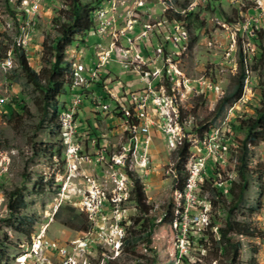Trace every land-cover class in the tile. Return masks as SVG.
<instances>
[{"label":"rangeland","instance_id":"1","mask_svg":"<svg viewBox=\"0 0 264 264\" xmlns=\"http://www.w3.org/2000/svg\"><path fill=\"white\" fill-rule=\"evenodd\" d=\"M114 1V12L119 17L118 28L124 29L130 19L132 26L135 27V31H129L122 37L124 47L130 46L129 37H134L143 30V27H148V23L153 25V30L149 33L151 41L143 39L141 46H147L152 53V59L155 60L153 67L157 69L153 70V78H161L160 83L161 85L164 83L165 86L168 80V87L173 91V104L182 105L175 106V113H182L183 130L186 135H190L186 137L188 141L191 140L189 154L184 163L187 178L190 176L192 159L195 162L198 157L205 156V149L207 151L213 149L214 152L210 155L214 157H210V165H221L219 166L221 179L237 180L235 147L230 148L228 159L226 145L221 151L218 150L216 143H211L210 133L212 132L213 138L223 140L225 132L232 133L230 128L232 119H245L254 114L261 97L259 72L253 68L247 70L242 97L229 107L224 117L213 120L212 116L217 101L238 72L241 55L247 58L248 64L252 62L256 50L252 27L264 28V0H171L170 3H165L164 0ZM141 1L144 2L143 6L138 5ZM33 2L34 9L30 14L27 5ZM186 3L189 11L197 15L203 23L195 17L187 25L176 21L174 11L185 12L179 5ZM110 4L111 0H105L101 6L110 8ZM66 7L65 0H0V191L7 196L9 191L17 189L19 199L25 204L24 212L28 216L34 215L36 219L32 235L29 237L4 220L10 212L7 197L0 202V210L2 209L3 214L6 213L4 217H0V257L3 264H16L18 262L16 257L29 250L33 236L46 227V221L50 220L46 236L54 242L63 243L85 234V231L72 229L62 221L70 212L71 206L75 207L78 213L83 212L78 206L72 205L70 199L74 201L75 197H81L84 192L87 194L95 183L104 188L108 197L116 190L122 193L118 175L111 171L105 160L101 159V152H104L106 158L124 157L125 124L121 115L116 114L119 111L116 105L117 102L121 107L128 105L127 99H122V95L128 90L138 91L144 85L138 72L120 62L122 56L119 55H125V52L118 50L119 53L114 49L111 61L105 67L111 73L107 76L100 74L104 83V93L106 90L108 93L115 92L114 95L119 100L116 102L110 99L109 109L98 111L97 103L93 105L94 101L85 98L79 113H76L73 130L78 132L71 134L70 145L67 125L61 118L62 112L59 115L61 126L56 128L54 119L50 114L47 115L42 107L41 87L20 66L12 49L15 41L24 45L30 65L39 71L42 67V41L46 35L53 34L52 18L56 11ZM22 10L26 12L23 20L20 16ZM12 11L14 15L21 17V31L14 21ZM252 17H258L259 20L255 21ZM94 18L96 29L90 31L87 44L92 48L96 44H103L104 47L98 51L109 49L111 33L107 36L105 31L96 33L100 29L99 8L96 9ZM182 23L184 27L181 26ZM177 25H180L181 42L175 39ZM158 47H162L163 54L155 52ZM130 49L128 59L135 56V48ZM67 53L73 66L74 62L86 63L83 58L84 52L80 51L77 45L69 46ZM169 65L171 72H165L164 77V70L168 71ZM161 85L159 84L160 88ZM74 86L72 80L70 88L72 93L75 92ZM115 96L113 99H116ZM71 97L72 94L67 97L68 104ZM15 98H22L29 112L23 113L15 108L14 112L9 114L3 108L5 102L13 104ZM86 119L92 123V130L83 125L82 122ZM207 120L211 123L209 129L198 132L197 129H200ZM170 127H179V116L171 117ZM151 134L150 161L145 178L142 179L143 171L136 169L137 157L134 154H127L126 180H129L131 191L135 179L138 178L142 182L146 203L153 208H163L166 211L169 205L176 203L177 210L174 212L176 216L183 208L182 221L168 217L163 223L159 216L152 235L138 239L135 246L124 247L117 259L112 260L111 257L103 259L104 252L109 253V247L106 248L104 245L101 247L95 243L90 251L81 255L78 264L99 262L135 264L136 260L143 263L153 255L160 259L157 264H175V252L182 238L188 245L184 255L191 263L227 264V255L214 259L211 241L207 249L199 247L196 242V237L203 234L202 230L206 229L210 221L217 225L225 222L226 207L211 205V192L208 188H197L193 200L181 198L177 194L181 190L178 188V173L175 167L178 161L177 150L180 147H169L167 136L159 130L153 129ZM222 145L223 142L219 143V148ZM72 149L77 151H71ZM253 152L250 166L257 169V172L250 180L245 201L234 211V217L243 219L251 213L248 207H253L254 212L251 213L250 220L264 234V140L254 147ZM208 167L209 170L211 166ZM181 174L184 175V172ZM207 174L205 170L200 180H204V175ZM37 179H42L40 181L46 184L45 192H37V187L34 186ZM64 196L66 200L61 205ZM131 197L132 195H128V198L118 205L110 198L106 202L107 209L116 207L125 213L126 236L129 234L128 226L132 224V217L139 212L137 203ZM51 205L63 207L61 214L59 216L56 214L53 219L48 217L52 212ZM111 213L108 212L107 219H113ZM138 228L139 226H135L134 230ZM213 231L218 238L217 226ZM140 234L144 235L143 231ZM206 234L209 235L210 232ZM235 237L241 239L243 243L241 253L243 263L249 264L253 256L255 264H264L263 238ZM29 263L35 264L33 260Z\"/></svg>","mask_w":264,"mask_h":264},{"label":"trees","instance_id":"2","mask_svg":"<svg viewBox=\"0 0 264 264\" xmlns=\"http://www.w3.org/2000/svg\"><path fill=\"white\" fill-rule=\"evenodd\" d=\"M104 1L105 0H65L67 7L57 10L52 18L53 34L46 35L42 41V67L39 71L30 65L24 45L17 44L16 41L12 44V49L18 58L20 66L26 71L32 80L41 87L43 91L42 107L45 113L47 115L50 114L51 118L54 119V125L56 128L57 126L58 128L61 126L59 115L63 112V109H67V97L72 94L70 88L72 86L71 75L73 64L72 60L67 56L68 47L87 43L90 31L96 27L94 18L95 11ZM179 6H182V9H185V12L174 11L176 21L184 22L187 25L192 22L193 17H195L196 20H199L197 15L195 16L192 11H189L187 3L180 4ZM12 13L15 23L19 27V31H21L20 18L22 17L21 19L23 20L26 12L22 10L21 17L14 15V11H12ZM199 22L201 21L199 20ZM184 23H182L183 25L181 26L184 27ZM252 31L254 32L253 37L256 46L252 62L248 64L247 58L241 55L238 72L234 75L232 83L226 87L224 93L217 101L212 116L213 120H218L219 118L224 117L229 107L242 97L247 70L249 71L253 68L259 72L261 85L259 105L255 107V112L252 116L245 119L231 120L230 128L232 133L230 131L225 132V137L222 141L223 145L219 149L221 151L224 148V145H226V154L229 159L230 148L233 146L235 147L237 151L238 179H221V167L216 165L214 167L212 166L209 170V167H207L208 174L204 175V181L200 183L201 189L208 188L211 192V205L225 206L227 212L223 224L217 225L214 221H210L207 224L206 229L202 230L203 234L196 237V242L199 247L207 249V245L209 241H211V249L213 250L214 259H217L221 255H227V264H246L241 260L243 243L241 239H238L235 236H245L250 238L259 237L264 239V234L261 229L254 226L252 220H250V215L254 212L253 207H248V211L251 213L244 216L243 219H236L234 217V211L245 201L251 183L250 180L257 172V169L250 166L254 154L253 149L264 140V28L257 29L252 27ZM94 84L99 87V90H101L100 94H106V97L104 96L103 100L110 101L111 95L109 93H103L104 83L102 77ZM113 101L116 100L113 99ZM3 108L6 109L9 114H12L15 108L23 113L29 112L28 107L22 98H15L13 104L5 102ZM82 123L92 130V123L88 119ZM209 124L211 123L207 120V122L201 125L200 129H197L198 132L202 129H209ZM189 150L190 143H188L187 140H185V143L177 150L178 161L175 167L178 173V188L181 191L184 189L187 178L184 163L189 154ZM182 171L184 172V175L181 174ZM40 180L42 179L34 181V186L37 187V192L42 193L46 191V184ZM17 192L18 190L14 189L7 193L10 212L4 220L11 225H14L16 230L24 232L30 237L36 219L34 215H26L24 212L25 204L23 200L19 199V193ZM16 193L17 195H15ZM131 199L135 200L137 203V209L139 212L132 217V224L130 227L128 226L129 234H127L124 241L125 248L135 246L138 239H144L151 236L157 226L159 216L163 223L167 221L168 217L171 219L175 218L176 221L180 219L179 221L181 222L182 213L184 214L183 208L180 209V214H178V216L174 214L177 210L176 203L169 205L166 211L163 208L156 209L148 205L146 203L147 199L143 184L138 178L134 181ZM62 210L63 207L60 206L56 212L57 216L61 214ZM62 223L72 229L83 230L85 232L89 231L91 228L86 213H78L73 206L70 207V212L63 218ZM135 226H139V231L134 230ZM216 226L219 236L218 238H216L213 231ZM142 231L144 235H139ZM206 232H210V234L207 235ZM192 239L193 237L191 240ZM178 257L179 251L177 248L175 252V261ZM146 261L141 263L136 260L135 264H157L160 262V259L157 255H153L151 258L146 259ZM255 261L256 260L252 256V259L248 263L255 264ZM183 264L193 263H191L185 255L183 257Z\"/></svg>","mask_w":264,"mask_h":264},{"label":"built area","instance_id":"3","mask_svg":"<svg viewBox=\"0 0 264 264\" xmlns=\"http://www.w3.org/2000/svg\"><path fill=\"white\" fill-rule=\"evenodd\" d=\"M138 5L143 6L144 2H138ZM27 7L30 14H32L34 2L28 4ZM99 10L100 29H98L96 33H98V31H105L106 36L111 33V42L109 43L110 48L97 52L95 64L93 66H88L86 63H80L77 85L74 86L75 92L72 93L71 101L66 109L68 110V124L66 130L68 133V143L71 145V134L78 132V130H73V122L76 118V113H79L78 111L80 107L83 105L85 98H87L86 94L89 90H93L91 87L96 81L101 79L100 74L111 61V53L114 49L117 51H124L125 55H122V60H120V62H122L125 67L138 72L144 85L138 91H132L125 97H122L124 100L127 99L126 101H128V105H123L122 107L119 103L116 105V108L119 109L116 114L119 115L120 113L121 119L125 124L124 136L126 135V151L124 157L106 158L104 152H101V159L105 160L109 167H111V171L118 175V184L119 187H122V198L127 199L128 195H132V191L129 187V180H126L125 177L127 154H134V156L137 157L136 169L137 171H143L142 179H144L150 161V144L152 140L151 131L153 129L159 130L163 135L167 136L169 147L182 146L185 143V140H189L186 137H189L190 135H186L183 130L182 113H175V106L182 105L173 104V91L168 87V80L166 81L165 86L164 83L161 85V78H153V70L157 69L156 67H153L155 60L151 57L152 53L150 49L147 48V46H141L143 39L151 41L149 33L150 31L152 32L153 25L148 23V27H143L141 32L137 33L132 38L129 37L128 40L130 46L124 47L122 44L123 42H121L122 37L129 31H135V27L132 26V19L128 20V26L124 27V29L122 28L123 30L121 27L120 29L118 28L119 17L114 12V0H111L110 8H103V6H100ZM252 19L255 21L259 20L258 17H252ZM125 24H127V22ZM176 28L178 31L177 35H175V39L178 42H181L180 25H177ZM19 38H21V35ZM131 47L135 48V56L132 59H128L127 54L131 53ZM155 52H158L159 55L163 54L162 47H158ZM168 56L170 57V54ZM165 72H171L170 65L168 71H166V69L164 70V77ZM159 84L162 88H160ZM106 92H108V90H106L105 93ZM109 94L112 97L111 100H113V97L115 96L114 93L109 91ZM115 100L118 101L119 99L116 98ZM91 101L97 103L98 111L108 110L110 107V101L105 102L102 94L93 95ZM172 116H179L178 128L170 127ZM210 134L211 143H216L219 150V143H222L223 140L220 138H213L212 132ZM190 142L188 141V143ZM71 151H77V149H72ZM210 157H214V155H209V150L207 151V149H205V158L198 159L195 168V176L188 180L186 196L188 199L191 198V200H193L192 197L194 192L200 187V183L204 181L199 180V172L207 170L208 166H216L210 165ZM67 189L68 187H66V190ZM6 197V194L0 191V201ZM65 197L66 196L61 199V205L66 200ZM71 199V204L78 206L88 216L91 224L90 230L82 236L70 239L63 243L50 240L46 236V233L40 234V237L35 241L47 242V250L41 251L40 256L32 255L26 257L20 264H24V261H29L30 258H37V261L40 262V264H68V255L76 248L89 249L92 248L96 242H107L108 246L114 245V239L118 237V232L122 228V223H118V216L124 215L117 212V216L114 219H107L106 204H99V193L96 191L94 195H87L84 192L81 197H75L74 201H71ZM61 205H51L52 212L48 216L49 219H53ZM5 214L6 213H4L2 217H4ZM49 221H46V231L50 224ZM102 227H109V235H101ZM187 250V242L182 238L181 260L178 261V264H183V257ZM52 259H54V261Z\"/></svg>","mask_w":264,"mask_h":264},{"label":"bare ground","instance_id":"4","mask_svg":"<svg viewBox=\"0 0 264 264\" xmlns=\"http://www.w3.org/2000/svg\"><path fill=\"white\" fill-rule=\"evenodd\" d=\"M171 0H164L165 3H170ZM99 14H100V10H99ZM99 25V24H98ZM100 26V25H99ZM96 29V28H95ZM79 65L80 63L78 62H74V66L72 69V80L73 83L75 85H77V81H78V76H79ZM71 74V73H70ZM70 78V77H69ZM61 118L64 122V124H68V110H64L61 114ZM74 123V122H73ZM219 132V131H218ZM220 149V148H219ZM214 152L213 149H210L209 151V155ZM200 156V155H199ZM217 157V156H216ZM205 156H200L198 157V159H204ZM221 158V157H220ZM198 159L195 160V162L192 159V162H190V176L187 178V181L185 183V187L183 189V191L177 193L181 198H185L187 196V188H188V180L191 177L195 176V168H196V164L198 163ZM203 172L201 171L199 172V180L200 178L203 176ZM117 182V181H116ZM117 189V188H116ZM95 191L97 193H99V204H106L107 205V201L110 198L112 200V202L115 205L121 204L126 198H122V193H120V191H114L112 193L111 196L108 197L106 191L104 190V188H102L100 185H98L97 183H95L94 185H92V187L88 190L87 195H94ZM128 198V196H127ZM1 202V201H0ZM183 204V203H182ZM2 205V204H1ZM6 207V206H5ZM182 208V207H181ZM186 210V209H185ZM8 211V210H7ZM108 212H112L111 215L112 218L114 219L117 216V212L123 214L124 216H118V223H122V228L121 230L118 232V237H116L114 239V245L113 246H108V243L105 242H96L98 245H100L101 247L104 245V247L108 248L109 253L104 252L103 254V259L104 257H111L110 259L115 260L117 259L123 252L124 250V241L126 238V231H125V223L124 221L126 220V215L124 212L120 211L119 209H117L116 207H110L109 209H107L106 207V218H107V214ZM184 212V211H183ZM180 214V213H178ZM3 216L2 213V209L0 210V217ZM110 216V215H109ZM182 221V219H181ZM180 228V227H179ZM178 228V229H179ZM181 230V229H180ZM46 233V227H44L43 229H41L36 235L33 236L32 242L29 245V250L25 252V254L22 255H18L16 257L17 261L16 264H20L26 257L28 256H40L41 251H46L47 250V242L45 241H35L36 239H38L40 237V234H45ZM182 233V232H181ZM101 235H109V228L108 229H104L103 227L101 228ZM178 242V240H177ZM108 246V247H107ZM93 247V246H92ZM177 248H179V257L176 259L175 264H178V261L181 260V241L180 243L177 245ZM91 248L86 249V248H76L74 251H71L68 255V264H78L79 262V258L81 257V255H83L85 252L90 251ZM107 250V249H106ZM33 260L34 263H37V258H30L29 261H24V264H30L29 262ZM108 260V259H107ZM4 262L2 261L1 257H0V264H3ZM39 263V262H38ZM37 263V264H38ZM88 264H101L99 263H88Z\"/></svg>","mask_w":264,"mask_h":264},{"label":"crops","instance_id":"5","mask_svg":"<svg viewBox=\"0 0 264 264\" xmlns=\"http://www.w3.org/2000/svg\"><path fill=\"white\" fill-rule=\"evenodd\" d=\"M108 45H109V43H108ZM76 45H73V46H71V47H75ZM77 47L79 48V50L80 51H82V52H84V56H83V58H84V61L86 62V64L88 65V66H93L94 65V63H95V60H96V53H97V51L99 50V49H101V48H103L104 47V45L103 44H96V45H94V47L92 48L91 46H88V44L86 43V44H84V45H77ZM106 47V46H105ZM107 48V47H106ZM119 52V51H118ZM120 53V52H119ZM119 56H122V55H119ZM119 60H120V58H119ZM104 71H106V72H104ZM104 71H102L101 72V74L102 75H104V76H107L109 73H111V71L110 70H104ZM108 71V72H107ZM142 81V80H141ZM91 89H93V90H89V92L86 94L87 95V98H89V100H91V98H92V96L93 95H95V94H100L101 93V90H99V87L97 86V85H93L92 87H91ZM130 92H132V91H130V90H128L127 92H126V94H124V95H122V97H124V96H126V95H128V93H130ZM106 93H108V92H106ZM90 94V96L88 97V95ZM114 94L116 95V93L114 92ZM118 94V93H117ZM103 95V97L105 96L106 97V94H102ZM84 102H85V100H84ZM93 105L95 104V102H93L92 103Z\"/></svg>","mask_w":264,"mask_h":264}]
</instances>
